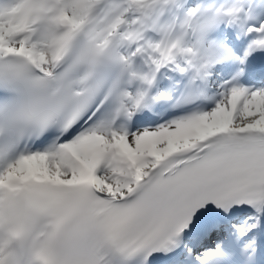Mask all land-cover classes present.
Instances as JSON below:
<instances>
[{
    "label": "snow or ice",
    "instance_id": "1",
    "mask_svg": "<svg viewBox=\"0 0 264 264\" xmlns=\"http://www.w3.org/2000/svg\"><path fill=\"white\" fill-rule=\"evenodd\" d=\"M262 53L264 0L0 4V264H264Z\"/></svg>",
    "mask_w": 264,
    "mask_h": 264
},
{
    "label": "bare ground",
    "instance_id": "2",
    "mask_svg": "<svg viewBox=\"0 0 264 264\" xmlns=\"http://www.w3.org/2000/svg\"><path fill=\"white\" fill-rule=\"evenodd\" d=\"M205 1H207V0H205ZM184 2L189 4V5H195L196 4V2L195 3L193 2V0H184ZM203 2H204L203 0H198V3H203ZM220 29H221V32H225V30L223 29L222 24H221L218 28L213 30V32L210 34H217ZM210 36H212V35H210ZM175 73H179V72L173 71L171 69H161L160 72L157 73V79H156V82H155L151 91L160 92V91L166 90V87L164 85V81L166 79H173L174 80V78H172V77L174 76ZM151 94H152V92H151ZM137 127L138 128H145V127L134 126V128H132V130L135 131Z\"/></svg>",
    "mask_w": 264,
    "mask_h": 264
},
{
    "label": "rangeland",
    "instance_id": "3",
    "mask_svg": "<svg viewBox=\"0 0 264 264\" xmlns=\"http://www.w3.org/2000/svg\"><path fill=\"white\" fill-rule=\"evenodd\" d=\"M203 1H204V2H203L202 4H208V3H211L213 0H207V1L203 0ZM193 2H194V3H195V2L198 3V0H193ZM210 38L213 39V40H216V39H215L214 37H212V36H210ZM216 67H217V69H220V68H221V65L218 64ZM221 74H223V73H222V72H218V73H216V75H221ZM210 107H212V105H210L209 108H210Z\"/></svg>",
    "mask_w": 264,
    "mask_h": 264
}]
</instances>
